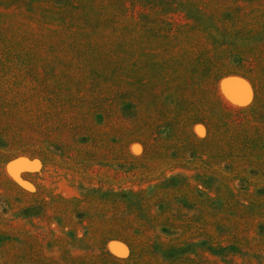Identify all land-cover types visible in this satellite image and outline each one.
<instances>
[{
    "label": "rangeland",
    "instance_id": "1",
    "mask_svg": "<svg viewBox=\"0 0 264 264\" xmlns=\"http://www.w3.org/2000/svg\"><path fill=\"white\" fill-rule=\"evenodd\" d=\"M247 121L264 0H0V264H264Z\"/></svg>",
    "mask_w": 264,
    "mask_h": 264
},
{
    "label": "trees",
    "instance_id": "2",
    "mask_svg": "<svg viewBox=\"0 0 264 264\" xmlns=\"http://www.w3.org/2000/svg\"><path fill=\"white\" fill-rule=\"evenodd\" d=\"M209 81H212V79L211 78H209ZM211 100L209 99V101H212V102H214L217 106L218 105H220V103H219V99H218V97L216 96V94L215 93H213V92H211ZM223 107H221L220 109H222ZM249 123L250 122H248L247 121V124H246V122L243 124V125H245V127L242 129V128H240V126L238 127L237 126V128H238V130H239V132H240V134H241V137H243L244 139H254V138H264V132L263 133H260L259 135H256V133L254 132L253 133V131H252V127L253 126H249ZM240 124V123H239ZM207 127H208V136L210 137V135L212 136V133H213V135H214V132H212V128L210 127V125L209 124H207ZM241 130V131H240ZM211 138H213V137H211ZM250 149V151H252L251 150V148H249ZM264 149V148H263ZM260 151H262V150H259V152L258 153H260ZM258 156V155H257ZM251 157H254V156H251ZM261 160H264V157L263 158H261L260 156H258L257 158H256V160H254V161H257V163L258 164H260L259 163V161L260 162H262ZM256 163V164H257ZM263 164H264V162H262ZM257 164V165H258ZM3 201V200H2ZM260 225L261 226H264V222H262V223H260Z\"/></svg>",
    "mask_w": 264,
    "mask_h": 264
},
{
    "label": "bare ground",
    "instance_id": "3",
    "mask_svg": "<svg viewBox=\"0 0 264 264\" xmlns=\"http://www.w3.org/2000/svg\"><path fill=\"white\" fill-rule=\"evenodd\" d=\"M237 100V99H236Z\"/></svg>",
    "mask_w": 264,
    "mask_h": 264
}]
</instances>
